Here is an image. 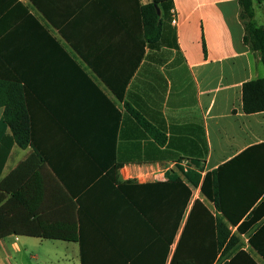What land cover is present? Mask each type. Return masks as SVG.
I'll return each mask as SVG.
<instances>
[{"label":"crops","instance_id":"crops-1","mask_svg":"<svg viewBox=\"0 0 264 264\" xmlns=\"http://www.w3.org/2000/svg\"><path fill=\"white\" fill-rule=\"evenodd\" d=\"M18 1L36 20L0 0V86L17 78L26 87L21 102L46 162L31 145L12 144L11 129L2 128L0 152L9 155L0 176V231L8 234L0 264H170L194 201L214 209L200 191L207 173L225 164L230 181L238 169L236 192L251 184L246 198L264 188V148L245 153L264 144V112L246 114L242 105L243 84L262 78L264 66L243 43L238 0H172L169 13L159 10L161 39L143 55L133 18L119 16L124 7L112 0H38L46 13ZM253 5L264 25V0ZM127 77L119 101L106 80ZM4 113L0 107V122ZM113 144L119 182H135L124 190L104 170ZM178 179L192 197L166 258L164 226L134 208V200L149 198L135 186ZM164 200L157 193V217ZM242 238L243 250L264 264L248 235Z\"/></svg>","mask_w":264,"mask_h":264},{"label":"trees","instance_id":"trees-1","mask_svg":"<svg viewBox=\"0 0 264 264\" xmlns=\"http://www.w3.org/2000/svg\"><path fill=\"white\" fill-rule=\"evenodd\" d=\"M30 1L46 13L38 0ZM96 1L99 3L110 2V0ZM11 2L14 3V8L22 9L25 15L36 20L29 13L28 7L18 0H11ZM112 2H115L118 9L124 7L120 9L119 16L133 18L135 30L142 43V55L146 44L154 46L159 42L163 33V23L158 10L161 8L163 12L169 13L172 8V0H152L151 3L145 5L141 4V0H112ZM238 4L240 7L239 20L243 27V43L260 57L264 66V25H259L255 20L253 0H238ZM48 17L50 18V16ZM204 48L206 50L205 45ZM97 73L100 74L98 71ZM129 80L130 77H127L123 81H116L115 84L110 80H106L119 101L124 99ZM26 95H28V91L26 87L21 85L20 79L13 78L8 81L6 86H0V107H5L4 116L0 122V131L3 127H9L12 132V136H10L11 143H15L16 140L21 147L31 145L42 162L45 163V153L36 143L30 128V119L26 114L27 110L24 102H21ZM242 105L246 114L264 112V76L243 84ZM127 108L146 130L150 132L154 130L140 113L128 106ZM120 121L121 113L118 111V125ZM258 148L263 149L264 144L252 147L245 153H250ZM8 155L9 150L0 152V176ZM239 159L240 156L232 160L229 165L237 163ZM115 160V147L113 144L110 152L111 166L110 168L105 167L104 170L107 171V176L111 177L114 183L124 190L127 185H133L135 182H119L118 171L120 165L115 164ZM226 167L228 166L224 164L204 176L200 191L213 204L214 209H210L199 199L194 201L170 264H221L224 259L225 264H238L241 259L255 264L250 254L243 250L244 246L241 239L244 234L248 235L249 248L264 259V221L261 222L264 219V188L256 196L246 198L248 191L245 187L250 188L251 184L244 185L240 193L236 192L238 189L237 182L240 179L238 169L234 170L232 179L228 181L225 177ZM199 182L200 177L196 185ZM232 183H235V185L232 186ZM62 184L67 191L70 190L68 183ZM135 188L142 191L140 192L142 194L148 193L149 200L146 197L142 201L134 200V208L140 212L147 223L154 225L155 228L158 224L164 226L166 258H168L170 246L173 244L179 224L190 204L192 192L179 179L144 186L136 185ZM157 193L165 196L164 216L160 214L159 217H157L156 212L158 205ZM161 207L162 202L160 201L159 208ZM2 209L7 208L2 207L1 211ZM233 228H236L235 232L232 231ZM7 234L0 231V239ZM64 240L71 241L74 239Z\"/></svg>","mask_w":264,"mask_h":264},{"label":"built area","instance_id":"built-area-1","mask_svg":"<svg viewBox=\"0 0 264 264\" xmlns=\"http://www.w3.org/2000/svg\"><path fill=\"white\" fill-rule=\"evenodd\" d=\"M172 15H173V16L175 15V12H174V11H172ZM176 23H177V21H176V19L174 18V19L172 20V24L176 25Z\"/></svg>","mask_w":264,"mask_h":264},{"label":"rangeland","instance_id":"rangeland-1","mask_svg":"<svg viewBox=\"0 0 264 264\" xmlns=\"http://www.w3.org/2000/svg\"><path fill=\"white\" fill-rule=\"evenodd\" d=\"M197 195H198V197H200V192H199ZM241 242L243 243V246H245V243H246V242H245V239L242 238V239H241Z\"/></svg>","mask_w":264,"mask_h":264},{"label":"water","instance_id":"water-1","mask_svg":"<svg viewBox=\"0 0 264 264\" xmlns=\"http://www.w3.org/2000/svg\"><path fill=\"white\" fill-rule=\"evenodd\" d=\"M160 12H159V10H158V14H159Z\"/></svg>","mask_w":264,"mask_h":264}]
</instances>
